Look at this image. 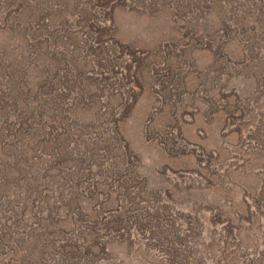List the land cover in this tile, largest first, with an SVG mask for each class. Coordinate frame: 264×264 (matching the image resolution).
<instances>
[{
	"label": "rangeland",
	"instance_id": "1",
	"mask_svg": "<svg viewBox=\"0 0 264 264\" xmlns=\"http://www.w3.org/2000/svg\"><path fill=\"white\" fill-rule=\"evenodd\" d=\"M0 171V264H264V0H0Z\"/></svg>",
	"mask_w": 264,
	"mask_h": 264
},
{
	"label": "trees",
	"instance_id": "2",
	"mask_svg": "<svg viewBox=\"0 0 264 264\" xmlns=\"http://www.w3.org/2000/svg\"><path fill=\"white\" fill-rule=\"evenodd\" d=\"M38 34H36V40H35V42H37V41H39L40 39H42L41 38V36H37ZM51 38H49V40H50ZM47 76V79H46V81H45V85H47L52 91L54 90L53 89V87L56 85V83L54 82V77L50 74V73H48V75H46ZM40 89V90H39ZM43 92V85H41L40 86V88H37V94L39 95V96H42V98H51L50 100H52L53 101V98H57L56 100H55V102L57 103L58 101L60 102L61 100L60 99H62L63 98V96H65V94H60V96L59 95H57L56 93L52 96V97H50V96H46V95H43L41 92ZM58 96H59V98H58ZM47 100V99H46ZM46 100H44V102H46ZM58 106V105H57ZM59 110L58 109H55V112H58ZM0 173H1V171H0ZM1 175V174H0ZM6 191L7 190H3L2 189V187H0V199L2 198V197H4V193H6Z\"/></svg>",
	"mask_w": 264,
	"mask_h": 264
}]
</instances>
